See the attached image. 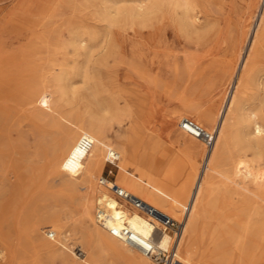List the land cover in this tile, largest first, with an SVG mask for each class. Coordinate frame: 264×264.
Wrapping results in <instances>:
<instances>
[{"label":"bare ground","instance_id":"bare-ground-1","mask_svg":"<svg viewBox=\"0 0 264 264\" xmlns=\"http://www.w3.org/2000/svg\"><path fill=\"white\" fill-rule=\"evenodd\" d=\"M134 1L137 4L125 11L122 9L125 3H120L122 7H118L119 0H85L81 3L72 0H41L26 7H16L14 15L0 24L3 30L9 29L6 35H0V96L4 86H15L16 91L26 97L27 104L38 109L44 117H50L54 126L61 127V136L56 140V146L62 145L63 148L56 160V170L65 176V189L71 199L77 201L82 221L92 224V227L94 225V231L89 232L90 247L87 250L80 248L81 253L74 254L84 262H87V255L92 251L127 256L135 264L153 262L142 253L138 245L110 233L112 228L127 226L135 233L148 237L154 230L152 221L157 223L155 216L148 218L135 208L130 210L110 193L108 184L112 183L111 180H108V184L106 181L101 183V176V186L96 184L97 173L105 166L104 160L114 154L119 160L115 165L121 177L116 183L127 184L124 187L134 196L176 220L183 211L184 229L178 240L175 257L178 264H264V171L260 172L264 162V74H260L264 71V59L261 58L264 49V0H246V10L238 20L229 23L228 33L235 37L231 46L234 56L231 59L217 60V65L224 76L223 86L231 84L235 76L236 83L229 100L224 101L227 105L218 114V117L222 115L221 121L216 120V114L210 115L206 112H199L200 116L195 120L198 124L202 123L199 125L207 132L215 134L213 146L209 148L203 140L194 136L189 138L180 133L176 137L178 144L185 150L204 156L205 166L202 172L193 158L186 169L180 164L165 169L161 164V156L155 158V150L138 159L128 139L118 141L114 147H110L103 134L105 112L108 108L100 102L98 106H101L103 114L91 113L87 109L86 115L76 116H73L74 113L72 116L62 114L58 105L56 109L51 105L53 100L56 104L67 97L65 82L69 81L72 86L75 83L74 74L66 72L62 75L61 70L56 74V83L52 84L48 80L51 72L45 70L39 61L45 59V55H41L45 51L59 52L62 48L72 47L76 56L74 60L77 59V62L84 57L88 63L107 66L115 59L117 52L114 29L126 18H139L154 24L171 17L177 20L182 29L195 35L199 44L208 42L212 35L221 32L226 21L222 16L213 15L210 0ZM60 21L65 24L64 28L68 33L66 37L57 28ZM25 32L31 33L38 46L33 45L32 49L23 48L16 54L5 53L1 40L15 33L22 35ZM251 32L250 50L238 71L243 49L246 48L245 44ZM218 49L214 47L210 51ZM202 61L203 57L195 55V71L203 73L211 67L203 65ZM61 65L66 67L64 62H57L54 67ZM89 75L88 72L84 73V79L88 80L91 77ZM198 75L195 74L196 80ZM54 112L59 117H55ZM184 118L191 119L181 111H174L166 119V124L180 131L177 125L181 128ZM233 148L238 150V157L233 154ZM30 183L28 176L16 171L11 196L0 201V224L8 222L7 213L15 210L19 212L22 208L21 192ZM97 207V215H94ZM97 221L102 223L104 230L95 227ZM65 226L59 217L55 218L51 225L53 228L47 230L46 236L63 234ZM156 242L161 247L170 248L173 245V236L165 232ZM47 248L55 256H58L61 249L58 244ZM220 253L223 255L219 256Z\"/></svg>","mask_w":264,"mask_h":264},{"label":"rangeland","instance_id":"rangeland-1","mask_svg":"<svg viewBox=\"0 0 264 264\" xmlns=\"http://www.w3.org/2000/svg\"><path fill=\"white\" fill-rule=\"evenodd\" d=\"M40 1L6 0L0 4V24L4 19L14 15L13 11L16 7H26L31 3ZM72 1L81 3L85 0ZM120 3H125L127 6ZM136 4L134 0H119L118 7L122 5L125 7L121 6L122 9L127 11ZM209 5L213 15L222 16L226 21H224L223 30L212 35V38L203 44H199L195 39V35L182 29L177 20L171 17L156 21L154 24L144 22L139 18H126L119 27L117 26L114 29V42L117 52L115 53V59L107 66L93 62L88 63L84 57L79 58L77 62V59L74 60L76 56H74L72 47L62 48L59 52L50 50L42 53L41 55H45V59L39 61H41L40 63H42L45 70L51 72V74H48V80L52 84L56 83V74L60 70L62 75L66 72L74 74L73 82L75 84L73 83L72 86L69 81L65 82L67 90L65 96L67 97L56 104L53 100L54 103L51 104L53 109H56L58 105L60 110H57L60 113L71 116L73 113V116L77 114L86 115L87 109L91 113L103 114L101 106H98L100 102L108 108L105 112L103 134L105 142L110 147H114L118 141L128 139L138 159L155 150V158L158 159L161 156V164L165 169L173 168L176 164H180L186 169L188 163L194 160L197 162L199 171L202 172L203 166H205L204 156H197L195 153L185 150L176 141V137L180 133L189 138L193 137L178 125L180 131L170 128L166 124V119L174 111H181L195 121L200 116L199 112H206L210 115L216 114V120L219 119L218 122H220V119H222V115L218 117L220 109L225 108L227 102L224 101L229 100V96L234 91L236 76L231 84L228 83L225 84L226 87L223 86L224 76L217 65L219 63L217 60L221 58L231 59L234 56L231 46L235 41V37L228 33V27L229 23L238 20L246 10V0H210ZM145 24L152 26L149 27ZM64 25V22L60 21L57 28L66 37L68 33ZM8 30H3V27H0L1 37L6 35ZM252 32L246 43L247 45L245 44L246 48L243 49L238 71L241 69L243 61L250 50ZM33 38L29 32L22 35L15 33L3 38L1 45L5 53L16 54L23 48L31 47L32 49L33 45L38 46L35 38ZM214 47L219 49L211 52L210 50ZM246 50L247 52H245ZM195 55L203 57L202 64L211 67L203 73L198 70L195 71ZM261 58L264 59V49L261 52ZM57 62H64L66 67L62 65L54 67ZM86 72L91 76L88 80L84 79L83 76ZM195 74H199L197 80ZM260 74L263 75L264 71H261ZM3 90L0 96V201H5L11 196L17 170L28 176L31 183L21 192L23 206L19 209V212L15 210L7 213L8 222L0 224V264H135L127 256L112 255L104 251H92V253H89L90 255H87V262L76 257L74 253L80 254V248L87 250L90 247L89 232L94 231V225L92 227V224L82 221L77 201L72 200L69 192L65 189L63 180L65 176L56 170V160H58L63 148L62 145L56 146V140L61 136V127L54 126L50 117H44L38 109L27 104L26 97L22 96L21 92L18 93L15 86L8 84L3 87ZM69 104L70 106H67ZM53 114L55 117L58 116L55 112ZM199 124L202 125V123ZM233 154L238 157L236 148H233ZM104 163L103 170L97 173L96 184L101 186V176L119 182L121 177L119 176L118 167L110 165L106 159ZM110 170H112V173H110ZM130 170L135 171L134 169ZM263 171L264 162L260 167V172ZM183 173L184 171H182ZM120 185L127 186V184ZM79 186L81 185L79 184ZM120 201L130 210H134V207L130 204ZM43 209L44 211H42ZM97 210L98 207L94 210V215H97ZM181 213L177 219L179 221L184 218L183 211ZM58 217L61 223L66 225L63 229L64 233L57 234L54 237L46 236L47 230L53 228L51 227L53 220ZM95 227L104 230L101 222L97 221ZM55 244H58L61 248L58 256H55L47 248ZM138 255L140 256L139 253ZM221 255L223 253L219 254V256ZM152 264L158 263L153 261ZM175 264L178 263L175 261ZM220 264H226V262Z\"/></svg>","mask_w":264,"mask_h":264},{"label":"built area","instance_id":"built-area-1","mask_svg":"<svg viewBox=\"0 0 264 264\" xmlns=\"http://www.w3.org/2000/svg\"><path fill=\"white\" fill-rule=\"evenodd\" d=\"M181 129L187 134L203 140L209 148H211L215 142V134L207 132L202 126L192 119L184 118L181 121ZM117 160L118 157L114 154H111L106 158V161L113 166H115V162ZM110 173H112V170H110ZM108 180V177H102L101 183H105L104 181H106L108 184ZM108 186L111 193L119 200L130 204L148 218H154L153 216L157 218L155 219L157 223L152 221L154 230L148 237L135 233L127 226L122 228H112L110 230L111 235L122 238L123 240H129L130 242L138 245L146 257H149L158 264H175V261H177L175 257L179 243L178 240L184 229V218L179 221L172 218L168 214L157 210L153 205L137 198L115 181L109 183ZM165 232H170L174 238L173 245L170 248L161 247L156 242L157 238Z\"/></svg>","mask_w":264,"mask_h":264},{"label":"crops","instance_id":"crops-1","mask_svg":"<svg viewBox=\"0 0 264 264\" xmlns=\"http://www.w3.org/2000/svg\"><path fill=\"white\" fill-rule=\"evenodd\" d=\"M6 0H0V4L4 3Z\"/></svg>","mask_w":264,"mask_h":264}]
</instances>
